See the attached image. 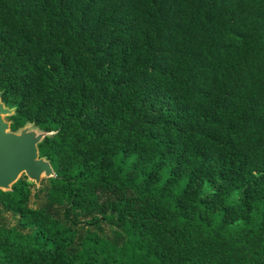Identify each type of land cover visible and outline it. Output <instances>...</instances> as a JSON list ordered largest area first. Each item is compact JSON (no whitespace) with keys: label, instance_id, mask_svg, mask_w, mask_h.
<instances>
[{"label":"trees","instance_id":"16d2710c","mask_svg":"<svg viewBox=\"0 0 264 264\" xmlns=\"http://www.w3.org/2000/svg\"><path fill=\"white\" fill-rule=\"evenodd\" d=\"M0 91V264H264V0H0Z\"/></svg>","mask_w":264,"mask_h":264},{"label":"water","instance_id":"95a60500","mask_svg":"<svg viewBox=\"0 0 264 264\" xmlns=\"http://www.w3.org/2000/svg\"><path fill=\"white\" fill-rule=\"evenodd\" d=\"M15 112V107L3 101V91H0V189L4 191L11 190L24 174L38 185L44 177L56 175L51 160L41 156L39 148L56 131L43 130L33 123L13 130L12 121L7 117Z\"/></svg>","mask_w":264,"mask_h":264},{"label":"rangeland","instance_id":"374dc122","mask_svg":"<svg viewBox=\"0 0 264 264\" xmlns=\"http://www.w3.org/2000/svg\"><path fill=\"white\" fill-rule=\"evenodd\" d=\"M46 180H47V177H44L43 180H42V183L40 185L36 184L37 187L33 188V191L34 192H36V191L38 192L37 188L41 187L43 185V182H44V184H46L47 183ZM46 200H47V193L46 192H41L39 197L33 196L31 204L32 205H43L46 202ZM0 222L4 223V224L12 225V224L17 223V217L11 212H3L0 215ZM111 229H112V227L106 225V231L108 233L111 232Z\"/></svg>","mask_w":264,"mask_h":264}]
</instances>
